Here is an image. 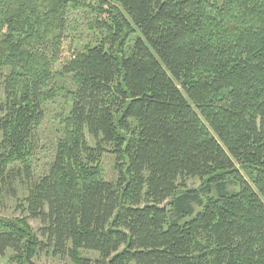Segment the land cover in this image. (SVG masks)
Returning <instances> with one entry per match:
<instances>
[{
  "label": "trees",
  "instance_id": "obj_1",
  "mask_svg": "<svg viewBox=\"0 0 264 264\" xmlns=\"http://www.w3.org/2000/svg\"><path fill=\"white\" fill-rule=\"evenodd\" d=\"M81 6L0 0V211L27 213L0 217V256L264 264V0H98L95 38L65 56Z\"/></svg>",
  "mask_w": 264,
  "mask_h": 264
},
{
  "label": "rangeland",
  "instance_id": "obj_2",
  "mask_svg": "<svg viewBox=\"0 0 264 264\" xmlns=\"http://www.w3.org/2000/svg\"><path fill=\"white\" fill-rule=\"evenodd\" d=\"M82 3L81 7L70 10L68 25L66 29V39L64 41L63 55L68 56L71 48H81L85 43L95 38V28L93 20L96 16V12L93 7H96L98 0H78ZM104 33V32H103ZM105 34H103L104 36ZM3 76L0 72V100L2 99L1 82ZM67 101L63 96H59L52 101L45 104V119L42 123L40 132L41 148L38 151L37 160L34 163V167L38 171L44 170L47 167L50 159L51 152L53 150L54 143L56 141L57 128L59 124L60 115L65 109ZM88 142L92 143L93 140L87 135ZM114 158L109 154H104L101 158V166L103 174L106 179L112 180L115 178L116 173L113 169ZM199 180L192 179L189 181V186H197ZM21 195V192H20ZM21 197V196H19ZM20 200L9 198L6 201V206L0 211V217L10 220L17 219L18 216H25L27 213L23 212L18 205ZM29 224L35 229L39 226L38 221L29 219ZM10 252L7 253V255ZM87 255L92 259H96L97 254L94 252H88ZM6 257L0 256V264H7ZM34 264H74V262L67 257L54 256L50 253H44L38 255L34 259Z\"/></svg>",
  "mask_w": 264,
  "mask_h": 264
}]
</instances>
